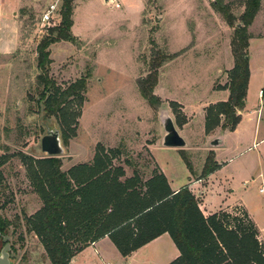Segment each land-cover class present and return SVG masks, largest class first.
<instances>
[{
  "label": "rangeland",
  "instance_id": "374dc122",
  "mask_svg": "<svg viewBox=\"0 0 264 264\" xmlns=\"http://www.w3.org/2000/svg\"><path fill=\"white\" fill-rule=\"evenodd\" d=\"M116 1L120 9L112 7V0L105 4L101 0H75L72 33L77 42L49 47L48 75L56 85L65 89L80 78H85L86 85L81 107L76 103L70 107L80 116L74 136L69 132L67 141L61 140L63 154L57 157L61 170L92 163L98 145L105 151L119 150L113 166L123 168L125 178L136 171L146 179L153 172V152L170 185L184 186L190 171L180 150L160 145L161 119L170 117L187 142L182 152L189 164L196 169L203 165L201 178L210 156L206 150L209 137L218 135L215 131L219 127L206 132L205 109L203 115L197 111L187 117L176 101H206L215 96L211 88L228 84L229 68L234 63L230 43L246 0ZM216 1L227 6L234 17L233 27L214 10ZM29 2L17 12L16 44L0 55V161L7 158L0 167V216L12 224L7 237L13 264H50L38 238L26 229L25 218L37 212L42 203L30 186L19 154L45 158L41 138L48 128L60 129L57 120L45 117L36 102V47L46 34L43 14L55 5L50 24L58 25L62 0ZM0 13L9 16L2 7ZM0 31H5L3 23ZM247 32L254 38L249 42L248 58L255 79L249 106L255 107L259 87L264 91V77L256 79L260 64L264 67V0ZM157 65L153 95L159 103L151 106L141 96L138 83ZM254 129L255 123L245 119L236 133L226 134L224 147L216 150L225 163L216 173L208 205L216 210L240 203L264 240V193L259 192L264 190V143L253 146V139L261 138V132L253 136ZM242 214L239 207L231 212L235 217ZM103 251L106 262L119 264L122 256L113 246Z\"/></svg>",
  "mask_w": 264,
  "mask_h": 264
},
{
  "label": "trees",
  "instance_id": "16d2710c",
  "mask_svg": "<svg viewBox=\"0 0 264 264\" xmlns=\"http://www.w3.org/2000/svg\"><path fill=\"white\" fill-rule=\"evenodd\" d=\"M62 0L56 26L44 27L46 34L36 47V67L39 71L37 104L45 117H54L60 127L61 140L68 133L74 136L85 91V78L61 89L49 77L51 64L49 47L59 42L75 44L71 33L73 2ZM261 0H246L245 9L234 29L231 52L234 63L228 73L229 91L226 102L209 105L205 109V130L220 127L233 131L240 121L237 111L244 107L248 69L247 28L257 14ZM229 27L234 17L221 1L213 2ZM155 66L146 79L138 83L143 99L151 106L159 103L153 95L157 84ZM264 100V97H263ZM92 163L61 170L59 158L35 159L19 154L26 177L42 206L25 218L28 232L39 240L50 264H69L85 247L108 237L122 257H128L162 234H168L179 252L170 264H264V244L258 240V230L245 211L242 217L220 211L208 217L201 213L196 198L185 186L177 192L169 189L162 173L156 169L144 181L133 171L129 178L121 167L113 166L119 150L105 151L97 145ZM182 158L191 171L185 154ZM7 158L0 161V167ZM213 155L207 157L201 178L215 171ZM123 179V180H122ZM1 209V208H0ZM11 222L0 216V247L8 235Z\"/></svg>",
  "mask_w": 264,
  "mask_h": 264
},
{
  "label": "crops",
  "instance_id": "0c3cea01",
  "mask_svg": "<svg viewBox=\"0 0 264 264\" xmlns=\"http://www.w3.org/2000/svg\"><path fill=\"white\" fill-rule=\"evenodd\" d=\"M29 1L30 0H0V7L3 8V11L5 12L7 11L9 14V16L7 15L6 17V13H3L4 15L0 13V23H3L4 29H5L4 32L0 31V34H1L0 35V55L6 54L7 50L10 51L13 48V46L16 44L15 34L18 32V28H19V24L17 20V12H19V10L24 9L27 5H29L31 3ZM101 1L105 4L104 0H101ZM73 24L71 27V33L73 30V26H74ZM74 37H77V36H74ZM252 39L254 38L251 37L249 39L248 47H249V42ZM5 41H9V44L6 43ZM232 67H233V64L229 69H232ZM248 69H249V78H248V83H247L246 96L244 100V107L241 111H237V115H239L240 121L235 127L234 131H232L231 133H236L245 119L246 121L254 122L255 129L253 131V136L256 135V133H258V136H259L261 132L260 140L255 141V138H254L252 141L253 143L255 142L253 146H256L258 143H262V142L264 143V101H263L264 93L261 97L259 96V92L263 91V89L259 87V90L257 92V100L255 103V107L249 106V104L251 103V100H250V92L252 89L251 87H253V83L255 82L254 81L255 79L253 77V72L250 67L249 58H248ZM263 77H264V67L261 66L260 64L258 78L256 79L262 80ZM211 91L214 92L215 96L212 99H209L206 101L187 100L186 102H184V101L179 100L176 102L182 107V111L185 113L187 117H189L188 116L189 114H192L197 111L200 112V115H203L204 109H206L209 105L226 102L228 100L229 91L228 89H226L225 84H222V86L218 89L211 88ZM215 132L218 133V135L211 136V138L209 137L208 147H206L207 153H212L213 155V162L217 166V169H215V171L210 173L205 178H200V170L202 169L203 165L199 167L198 169L191 166L190 176L187 177L186 184L178 188H173L170 185L169 179H167L164 175L163 176L165 177L167 184L169 186V189L172 192H177L178 190L186 186L193 196L196 195V197L195 196L194 197L196 198L198 202V207L205 218L215 213H218L220 211L231 213L234 207H239L247 213L251 221L257 227V223L251 217L248 210L244 206H242L240 203H237L234 205L219 206V208L216 210H211L208 205V194L212 192L211 189H212V186L214 185L216 173L219 172L218 169L222 168V166L225 163L224 161L220 159L216 150L222 149L224 147L225 136L230 131L228 130L221 131L219 127V128H216ZM214 139H220L221 144H219L216 147H212L210 143ZM184 149H187V148H184ZM152 159H153V170L156 169L159 173L163 174L161 168L158 166V164L156 163L153 157V152H152ZM147 179L148 178L144 179V181ZM260 193H264V190L263 192H260ZM206 196H207V199H206ZM257 230L259 233L258 240L259 242L264 244V240L261 237V232L258 229V227H257ZM112 246L115 248V246L112 244V242L110 241L108 237H103L100 240L85 247L81 252L76 254L71 259L69 264H74V263L75 264L76 263L77 264H95L97 260L100 262V264H109L104 259L103 250L106 248L107 249L112 248ZM115 250L117 251L116 248ZM117 253L118 255H120L118 251ZM94 256H95V260L93 259ZM178 256H179V252L177 248L175 247L169 235L165 233L155 238L154 240L150 241L146 245L140 247L139 249L131 253L130 256L125 257V258L121 257L118 260V263L119 264H170ZM89 257L91 258L90 259L91 261L88 260Z\"/></svg>",
  "mask_w": 264,
  "mask_h": 264
},
{
  "label": "water",
  "instance_id": "95a60500",
  "mask_svg": "<svg viewBox=\"0 0 264 264\" xmlns=\"http://www.w3.org/2000/svg\"><path fill=\"white\" fill-rule=\"evenodd\" d=\"M110 0H104L105 3ZM163 136L161 138L160 144L164 148H171L176 150H183L186 148L185 140L179 135L175 128V125L170 117L166 116L161 119ZM60 132L57 129H47L46 134L41 138L40 149L41 152L50 158H57L63 154V148L61 145ZM221 144L220 139H214L211 141L210 145L216 147ZM3 246L0 250V264H13L9 258L10 246L8 243V237L4 236Z\"/></svg>",
  "mask_w": 264,
  "mask_h": 264
},
{
  "label": "built area",
  "instance_id": "2783aa9c",
  "mask_svg": "<svg viewBox=\"0 0 264 264\" xmlns=\"http://www.w3.org/2000/svg\"><path fill=\"white\" fill-rule=\"evenodd\" d=\"M112 1H113V4H112L113 8H115V9L121 8V4L118 1H116V0H112ZM54 11H55V5H50L48 7V9L45 11V13L43 14L42 22L44 23L45 27L52 26V24H50V22L52 21L51 16H52ZM262 94H263L262 91H260L259 96L261 97ZM260 192H263V189H261Z\"/></svg>",
  "mask_w": 264,
  "mask_h": 264
}]
</instances>
